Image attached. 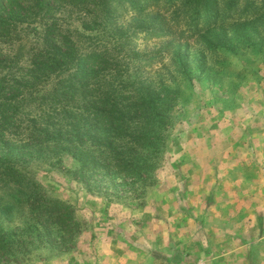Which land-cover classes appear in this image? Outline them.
<instances>
[{"label": "rangeland", "instance_id": "374dc122", "mask_svg": "<svg viewBox=\"0 0 264 264\" xmlns=\"http://www.w3.org/2000/svg\"><path fill=\"white\" fill-rule=\"evenodd\" d=\"M109 1L0 6V264H264V0ZM67 38L107 56L99 108L161 136L147 173L119 171L113 142L133 140L54 92Z\"/></svg>", "mask_w": 264, "mask_h": 264}, {"label": "trees", "instance_id": "16d2710c", "mask_svg": "<svg viewBox=\"0 0 264 264\" xmlns=\"http://www.w3.org/2000/svg\"><path fill=\"white\" fill-rule=\"evenodd\" d=\"M46 0H0V6L8 3L12 6V8L19 7L24 5L26 2L33 3L38 7H44ZM57 1V0H56ZM106 2L111 5V1L109 0H100L98 3L101 6H104L105 9L110 10L111 8H106ZM113 2V1H112ZM121 2V1H120ZM118 2V3H120ZM112 10V9H111ZM110 10V11H111ZM227 12V11H226ZM70 43L72 51L65 50L64 43H57V46L52 48V51L47 52V58L52 60V65L56 66L60 72L71 71L75 68L74 72H70L66 78H61L60 81L57 83L58 86L54 88V92L57 95H74V94H82L84 101L87 103V108L90 107L96 109L95 117L96 118H103L108 124L107 133L104 136V139H108L109 137H113L114 139H123L124 135H127L133 140L134 146H129L128 144L131 141L120 142L119 144L113 142L115 146L121 147L117 149L115 146L111 149L112 156L110 158L116 159L118 165H122L123 167L119 170H126L127 172H144L147 173L151 167L153 166V162L151 159L153 157V145L155 144V140L157 138H161V136L156 132H140L138 135L136 132L131 131L132 134H125L126 127L129 126L128 122L120 121L115 115L114 110H107V108H99L98 106V99L99 96H96L93 92V88H91V78L95 77L96 75V64L98 61H106L107 56L104 54L99 56V54L91 53L86 55H80L78 53H73V43L71 42L70 38H67ZM74 54V55H73ZM85 63L87 64L85 66ZM114 102V101H113ZM137 109H140L141 106H137ZM167 107V105H166ZM106 109V110H105ZM119 110V109H118ZM147 113L148 119L145 121L146 124L154 125L158 120L163 118V115L154 108L152 105L148 106ZM121 111V110H119ZM119 114L122 115V112ZM6 117V116H5ZM133 118V117H132ZM131 118V119H132ZM132 119V123H133ZM79 128L82 126L81 122L78 121ZM103 123V122H101ZM112 123V124H111ZM79 134V131H78ZM74 151L82 152L79 154V159L84 161L87 159L94 158L96 161L102 160V157H106L104 153H96L93 150L81 148H76L77 146H71ZM127 147V148H122ZM83 149V150H82ZM76 153V152H75ZM118 153V155H116ZM101 154V155H100ZM78 155V154H77ZM87 165V164H85ZM0 244L6 245V242L2 237H0Z\"/></svg>", "mask_w": 264, "mask_h": 264}]
</instances>
